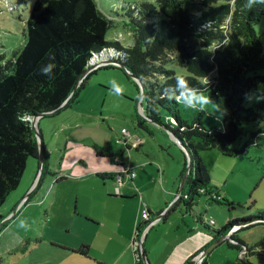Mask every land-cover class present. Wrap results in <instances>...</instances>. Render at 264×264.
<instances>
[{"label": "rangeland", "instance_id": "obj_1", "mask_svg": "<svg viewBox=\"0 0 264 264\" xmlns=\"http://www.w3.org/2000/svg\"><path fill=\"white\" fill-rule=\"evenodd\" d=\"M34 1L0 0V56L5 61L12 60L24 46L26 21ZM144 1L154 2L95 0L98 10L111 21L107 40L123 46L132 44L128 12ZM255 31L264 53V17L255 24ZM172 67L179 75L188 74L178 64ZM250 74L264 77V68ZM137 84L122 70H100L91 75L70 106L39 119L37 129L43 141L46 170L40 174V160L29 158L18 187L0 207V223L7 219L0 227V264H134L136 251L140 254L138 241H134L136 224L146 218L142 211L150 212L154 226L145 233L150 264H181L195 254L183 245L184 240H194L188 236L195 220L183 203L175 202L188 167L187 152L168 130L145 119L146 104L140 100ZM200 93L210 96L205 92L183 96L179 102L181 117L189 123L200 118L206 129L221 128V110L211 96L213 103L198 116L202 111ZM263 99L261 82L243 105L249 107ZM162 115L164 123L169 124L170 114L163 110ZM34 117L27 118L30 124ZM242 132L233 147L241 148L256 133L248 156L228 157L217 149L199 151L210 176L211 196L219 194L220 200L235 204L229 208L217 204L216 198L196 197L195 212L207 224L214 220L215 229H222L228 220L254 217L264 209V123H244ZM95 145L106 147L122 165L132 160L146 171L135 183L126 181L136 194L121 196L118 190L124 188L119 179L97 175L106 173L115 161L98 156ZM181 174L183 178L178 179ZM164 207V211L175 209L166 219L159 214ZM21 222L25 227H20ZM251 225L241 229L237 237L250 248L263 247L259 243L264 238V224ZM234 231L216 240L203 261L195 255L192 264H238L240 252L227 242ZM82 245L90 247L89 257L70 251ZM180 252L184 253L182 260L176 258ZM247 258L264 264L262 254L252 253Z\"/></svg>", "mask_w": 264, "mask_h": 264}, {"label": "trees", "instance_id": "obj_2", "mask_svg": "<svg viewBox=\"0 0 264 264\" xmlns=\"http://www.w3.org/2000/svg\"><path fill=\"white\" fill-rule=\"evenodd\" d=\"M246 3L247 0L144 1L128 12L133 42L123 46L119 41L107 40L111 21L98 10L95 0H35L26 21L24 46L12 60L5 61L0 56V207L18 187L29 158L39 160V143L27 118L58 108L82 74L104 60L109 64L88 73L65 107L98 70L119 69L141 79L145 119L168 130L190 154V171L178 202L197 220L199 229L211 236V244L235 230L227 242L239 250L238 264H255L247 257L252 253L264 256V238L259 243L263 247L250 248L237 233L251 224H264V209L254 217L228 220L222 229H215V224L205 223L193 208L196 197L214 199L199 151L217 149L228 157L248 156L256 133L241 148L233 144L241 138L244 123H264V99L249 107L243 105L264 82L263 76L250 74L264 68L263 46L255 31V24L264 17V4L248 8ZM49 54L54 55L51 62L56 64L51 77L40 72L50 63ZM175 64L188 74H177L172 67ZM199 92L210 94L220 108L221 128L206 129L200 118L189 123L181 117L179 102L183 96ZM163 110L170 114L169 124L164 123ZM204 113L202 110L198 116ZM41 145L44 149L43 141ZM94 149L98 156L117 159L106 147L95 145ZM45 170L46 167L42 174ZM97 175L102 179L113 177L112 173ZM214 201L229 208L235 205L220 197ZM146 214L136 225L134 241L140 239L151 220L150 212ZM70 251L90 256L88 245ZM134 263L144 264L138 250Z\"/></svg>", "mask_w": 264, "mask_h": 264}, {"label": "crops", "instance_id": "obj_3", "mask_svg": "<svg viewBox=\"0 0 264 264\" xmlns=\"http://www.w3.org/2000/svg\"><path fill=\"white\" fill-rule=\"evenodd\" d=\"M101 70H108V69H101ZM98 71H100V70H98ZM98 71L95 73V74H93L94 76L95 75H97V73H98ZM57 114V113H56ZM126 147H127V149H131V147H130V145H129V143L128 142H126ZM138 147V146H137ZM137 147H135V148H137ZM114 161H115V164L113 165V166H111L110 168H109V170H107L106 171V173H112L113 174V177L112 178H110L111 180H116V179H119V177H121V181H120V183L123 185V188H124V190L122 191V192H120V189L118 190L119 191V193L121 194L122 193V195L123 196H125L126 195V197L127 198H129V197H132L134 194H136L135 192H133L134 190H132L130 187H128L127 186V183H126V181L127 180H130L131 181V183H135L136 182V180L138 179V175L140 174V175H142L143 173H146V171L145 170H143L142 169V167H139V165L138 164H133V161L132 160H130L129 161V163L125 166V165H122V161L121 160H117V159H114ZM131 172H134L135 173V177L134 178H131V177H133V176H129L128 174H130ZM121 175V176H120ZM126 175H128L129 176V179L128 178H126ZM131 175V174H130ZM177 178L178 179H181V175H179V176H177ZM135 180V181H134ZM138 185V184H137ZM177 192V191H176ZM171 195V194H170ZM177 195V194H176ZM176 197V196H175ZM147 207H148V209L150 210V205H147ZM166 207V206H165ZM165 207L162 209V210H160V212H159V214L160 213H162L163 211H164V209H165ZM143 213H145V211H142V214ZM171 215V213L169 214V216ZM168 216V217H169ZM194 218V217H193ZM194 220H195V224H196V219L194 218ZM139 221V220H138ZM150 221H152V218H151V220ZM139 223V222H138ZM137 223V224H138ZM136 224V225H137ZM154 228V226L151 228V229H153ZM150 229V230H151ZM150 230H148V231H150ZM189 232H191L190 234H189V236H188V238H190V236H192V238L194 239V240H189V241H187V240H184V242H183V245H186L187 246V248H188V250L189 251H191V253H195L188 261H192L193 259V257L195 256V255H197L200 251H202V249H205L208 245H210L211 244V240H212V238L210 239L209 238V236L210 235H208L207 233H205L204 231H202V230H200L199 229V226H197V224L194 226V229H192L191 231H189ZM148 234V233H147ZM198 235H200V237L198 236ZM146 237H147V235L145 236V239H146ZM208 238L209 240L208 241H206L204 238ZM187 239V238H186ZM225 239V238H224ZM146 241V240H145ZM187 241V242H186ZM144 245H145V242H144ZM179 246H181V245H179ZM183 255H184V253L183 252H180L179 254H176V258L178 259V260H182V257H183ZM207 258V257H206ZM185 260H186V258L181 262V264H187V262L188 261H186L185 262ZM102 264V263H101ZM135 264V263H134Z\"/></svg>", "mask_w": 264, "mask_h": 264}, {"label": "water", "instance_id": "obj_4", "mask_svg": "<svg viewBox=\"0 0 264 264\" xmlns=\"http://www.w3.org/2000/svg\"><path fill=\"white\" fill-rule=\"evenodd\" d=\"M108 64H109L108 61H104V60H103V61H100V62H98V63H95L94 65H92L91 67H89V68H88V69L82 74V76H81V78H80L78 84H77L76 87L74 88L73 92L69 95V97H68V98H67V99H66V100H65V101H64V102H63L58 108H56V109H54V110H52V111H49V112H44V113H40V114L35 115V117H34V121H33V123H32L31 125H32L33 129L35 130L36 138H37L38 143H39L40 174H41L42 171H43L44 149L42 148V145H41L42 137H41V135H40V133H39V131H38V129H37V123H38L39 119L42 118L43 116L51 115V114H55V113H58L60 110H62V109L66 106V104L69 102V100H70L71 97L73 96L74 92L76 91V89L78 88V86L81 84L82 80L87 76V74L90 73L92 70H94V69L100 67V66H104V65H108ZM129 75H130L131 77H133V78L139 83V86H140V88H141L140 100H143V90H144V83H143V81H142L141 79L136 78V77H135L133 74H131V73H129ZM144 117H145V115H144ZM145 118H146V117H145ZM147 120L151 122V120H149L148 118H147ZM169 133H170V132H169ZM170 134H171V133H170ZM171 135H172V134H171ZM172 137H173L175 140H177V141L182 145V147L185 149V151L187 152L188 161H189V162H188V167H186V170H185V176H184V178L182 177L183 180H182L181 186H180V188H179L178 194H177L176 197H175V202H177V201H179V198H180L181 194H182L183 191H184V186H185V183H186V180H187V177H188L189 171H190V154H189V152L186 150V147H185V145H184L182 142H180V141H179L177 138H175L173 135H172ZM175 202H174V204H175ZM170 209H171V207H170V208H167L165 211H163V212L161 213L160 216H164L167 212L170 211ZM8 218H9V217H8ZM6 221H7V219H4V220L2 221V223H0V227L3 226V225L6 223ZM151 222H152V221H151ZM151 222H150V223H151ZM148 224H149V223H148ZM143 231H144V230H143ZM143 231H142V232H143ZM145 233H146V232L143 233V235L141 236L140 241H139L140 255H141V258H142L144 264H150V262H149V260H148V258H147V253H146L145 245H144V242H145V236H146ZM229 233H230V232H227L226 234H223V235L220 236L218 239L223 240V239H224ZM218 239H217V240H218ZM215 241H216V240H215ZM215 241H214L211 245H209L208 247H206L205 249H203L200 253H198V256H199V262L203 261V259L208 255L209 251L212 250V249L214 248V246L216 245V244H214Z\"/></svg>", "mask_w": 264, "mask_h": 264}, {"label": "clouds", "instance_id": "obj_5", "mask_svg": "<svg viewBox=\"0 0 264 264\" xmlns=\"http://www.w3.org/2000/svg\"><path fill=\"white\" fill-rule=\"evenodd\" d=\"M256 4H264V0H247L246 7L252 8L253 5ZM47 59L50 61V63H47L44 67H41L40 72L45 76L51 77L52 70L56 68V64L51 62L55 60V57L54 55L49 54ZM199 103L201 105V110H203L206 105L212 104L213 102L210 96H205L203 93H200ZM20 227H25V223L21 222Z\"/></svg>", "mask_w": 264, "mask_h": 264}, {"label": "built area", "instance_id": "obj_6", "mask_svg": "<svg viewBox=\"0 0 264 264\" xmlns=\"http://www.w3.org/2000/svg\"><path fill=\"white\" fill-rule=\"evenodd\" d=\"M123 134H125L126 133V131L123 129L122 131H121ZM131 174V176H134L135 175V173L134 172H131L130 173ZM119 181H121V177H119ZM214 198H219V196H216V195H214ZM145 215H146V217H147V214H146V212L144 213ZM151 221H149L147 224H146V226L144 227V232H146L147 230H149V228L153 225V222H151ZM215 224V222H214V220H211L210 221V225H214ZM143 233V232H142ZM143 234H141V236H142ZM141 236H140V238H141ZM139 241H140V239L138 240V242H136V243H138V245H139Z\"/></svg>", "mask_w": 264, "mask_h": 264}]
</instances>
